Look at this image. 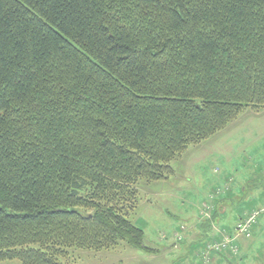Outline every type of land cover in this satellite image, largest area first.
Returning <instances> with one entry per match:
<instances>
[{
    "label": "trees",
    "instance_id": "trees-1",
    "mask_svg": "<svg viewBox=\"0 0 264 264\" xmlns=\"http://www.w3.org/2000/svg\"><path fill=\"white\" fill-rule=\"evenodd\" d=\"M248 109L264 0H0V264L150 252L140 181Z\"/></svg>",
    "mask_w": 264,
    "mask_h": 264
},
{
    "label": "rangeland",
    "instance_id": "rangeland-1",
    "mask_svg": "<svg viewBox=\"0 0 264 264\" xmlns=\"http://www.w3.org/2000/svg\"><path fill=\"white\" fill-rule=\"evenodd\" d=\"M172 167L175 174L168 180H143L138 185L139 202L130 220L144 230V245L150 252L121 243L101 252L71 249L61 261L257 264L251 253L258 251V261L264 252V206L259 205L264 191V110H246L226 130L190 146ZM247 222L249 231L241 234L240 227ZM202 223L209 237L204 238ZM251 244L253 252L243 247Z\"/></svg>",
    "mask_w": 264,
    "mask_h": 264
},
{
    "label": "crops",
    "instance_id": "crops-1",
    "mask_svg": "<svg viewBox=\"0 0 264 264\" xmlns=\"http://www.w3.org/2000/svg\"><path fill=\"white\" fill-rule=\"evenodd\" d=\"M264 190V189H263ZM252 197V196H251ZM260 197L262 198V200L260 201V203H259V205L261 206H264V191H262V194L260 195ZM226 198H227V196H226ZM261 206V207H262ZM251 207L249 208V212H251ZM225 213V212H224ZM224 215V214H223ZM226 215V214H225ZM263 220H264V218H263ZM263 223H264V221H263ZM202 225H203V223H202ZM204 230V229H203ZM203 234H205V233H203ZM259 237V239H260V235L258 236ZM204 238H205V236H204ZM263 243V244H262ZM262 243H260V244H262L263 246H264V242H262ZM243 247H247L248 249H252V252H253V244H251L250 245V247H248L247 245L246 246H243ZM242 249V248H241ZM251 251V250H250ZM248 252H246V253H243L244 255L245 254H247ZM251 253V252H250ZM257 253H258V251H256L255 253H251V255H253V258H252V260H253V262H255V263H257V264H264V252H261V253H259L261 256H263L262 258H260V259H258V261H256L255 260V256L257 255ZM259 255V256H260Z\"/></svg>",
    "mask_w": 264,
    "mask_h": 264
},
{
    "label": "built area",
    "instance_id": "built-area-1",
    "mask_svg": "<svg viewBox=\"0 0 264 264\" xmlns=\"http://www.w3.org/2000/svg\"><path fill=\"white\" fill-rule=\"evenodd\" d=\"M250 226H251L250 222L245 223L243 226L240 227V233L241 234L248 233Z\"/></svg>",
    "mask_w": 264,
    "mask_h": 264
}]
</instances>
